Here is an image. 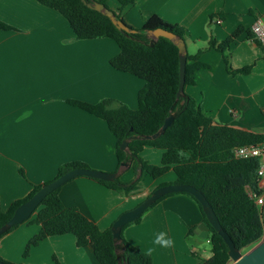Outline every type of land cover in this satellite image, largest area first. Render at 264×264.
I'll return each mask as SVG.
<instances>
[{"label": "crops", "instance_id": "crops-1", "mask_svg": "<svg viewBox=\"0 0 264 264\" xmlns=\"http://www.w3.org/2000/svg\"><path fill=\"white\" fill-rule=\"evenodd\" d=\"M105 4L133 27H141L154 14L183 26L188 55L204 49L195 82L184 91L214 121L254 131L233 122L231 115L241 112L240 117L250 122L264 114V75L257 74L258 69L264 73V50L251 31L256 19L264 21V0H136L123 9L120 0H105ZM0 20L12 27L0 29V208L7 211L35 184L52 181L60 166L72 161L119 171L123 183L137 177L132 164L119 166L117 138L106 121L69 102L112 98L138 106V92L145 82L111 65L120 52L118 44L105 37L78 39L64 15L38 0H0ZM239 27L243 31L225 53L207 48L212 39L221 42ZM255 59L252 73L236 71ZM150 148H144L143 157L159 164L161 150H155L153 157ZM153 179L158 180L149 188L125 194L78 176L61 186L60 197L66 206L77 207L106 229L154 189L174 183L176 175L169 171ZM35 215L0 237V258L14 264H100L92 247H78L70 233L45 238L25 256L26 245L40 230L32 221ZM203 221L198 202L175 192L124 227L122 237L145 252L153 248L152 264H196L212 255L211 248L201 254L194 245L201 237L194 229ZM161 231L174 241L172 247L153 244L154 234Z\"/></svg>", "mask_w": 264, "mask_h": 264}, {"label": "trees", "instance_id": "trees-1", "mask_svg": "<svg viewBox=\"0 0 264 264\" xmlns=\"http://www.w3.org/2000/svg\"><path fill=\"white\" fill-rule=\"evenodd\" d=\"M38 1L64 15L78 39L105 37L114 40L120 52L110 60L111 65L145 82L138 92L136 108L112 98H104L96 103L69 100L71 104L106 121L117 138L119 166L129 161L132 164L131 168L137 173L138 166L141 165V174L145 173L151 178H159L173 171L176 175L174 183L190 184L202 191L236 247L243 249L261 240L264 236V213L249 196L250 189L261 192L257 174L259 162L257 159L234 158L233 148L264 141V131L246 130L214 121L203 111L195 98L185 91L177 98L180 83L179 48L173 40L165 36L158 37L154 45H151L150 31L163 28L186 41V29L179 24L169 23L156 14L145 18L141 27H133L116 13L118 19L124 21L131 29H135L134 32L125 33L109 16L88 6V3L94 0ZM100 1L105 3V0ZM135 1L120 0V9L134 4ZM11 28L0 20V29ZM242 31V27L237 28L230 37L221 42L212 39L207 48H216L225 53ZM248 37H252V33L249 32ZM255 41L264 50V47ZM203 50H198L194 55L187 53L185 86L195 82L194 72L202 66L198 59ZM250 70L249 65L236 71L246 73ZM172 113L176 114L175 119L163 133L153 139L144 138L145 135L158 131ZM127 139H130L128 150H123L120 144ZM146 146L162 151L159 164L143 158L142 152ZM78 167L89 168L83 162H68L60 166L56 177ZM20 172L24 175L22 169ZM140 178L141 175L129 186H122L123 182L119 177L112 181L93 179L130 194L139 189ZM48 182L50 181L35 184L29 195L13 201L7 211L0 208V226L10 219L20 204L31 198ZM166 184L170 183H163ZM60 189L61 186L49 193L34 211L36 215L32 221L40 225V230L26 245L24 255L27 256L33 246L49 236L70 233L75 236L78 247H92L94 256L100 264H118L111 227L101 229L77 207L66 206L60 197ZM184 193L191 195L203 211L198 199L190 193ZM141 216L134 221H138ZM204 218L209 226L207 239L211 245L212 255L207 259L199 258L196 264H231L228 245L207 221L205 213ZM18 225L12 226L0 237ZM122 244L125 264L153 263L151 255L123 237Z\"/></svg>", "mask_w": 264, "mask_h": 264}, {"label": "water", "instance_id": "water-1", "mask_svg": "<svg viewBox=\"0 0 264 264\" xmlns=\"http://www.w3.org/2000/svg\"><path fill=\"white\" fill-rule=\"evenodd\" d=\"M88 6L95 8L98 11L106 14L111 18L113 23L123 32L129 33L134 32L135 29H131L124 21L118 19L115 11L110 9L105 3L94 0L91 3H88ZM151 35V45H154L156 39L160 36H165L171 40H173L178 48H179V61H180V83L179 89L177 93V98H180L185 89V76H186V64H187V44L186 41L182 38H178L173 32L168 31L163 28H157L150 31ZM176 114L172 113L166 119L162 127L153 134L145 135L144 138L153 139L158 137L161 133L165 131V129L170 126ZM131 139V138H130ZM130 139L124 140L120 147L123 150H128V144ZM122 165L127 166L128 162H123ZM141 168V165L138 167ZM120 172H106L93 168H85L78 167L71 169L64 174L56 177L52 181L43 185L31 198L27 201L20 204L13 215L8 219L6 223L0 226V235L9 230L12 226L21 224L27 219H29L37 207L40 205L42 200L52 191L62 186L67 181L78 177V176H88L93 178H100L108 181H112L119 176ZM138 177V176H137ZM136 177V178H137ZM132 182L123 183L122 186H129ZM175 192H187L192 194L198 201L201 203L203 211L207 217V221L213 226V228L223 237L226 244L228 245V253L230 259L232 261L231 264H264V240L256 242L250 249L247 251H243L236 247L233 240L229 236V234L225 231L220 220L210 204L209 200L206 196L193 185L190 184H182V183H171L166 185H161L154 189V191L139 205L136 207L123 212L113 223L111 226V230L113 233L114 246L117 253L118 264H125L124 254H123V244H122V229L123 227L136 220V218L140 217L152 204H154L159 198L168 194ZM195 233L200 235L201 237L208 238L209 236V226L206 221L199 223L195 229ZM0 264H11L6 261L0 259Z\"/></svg>", "mask_w": 264, "mask_h": 264}, {"label": "built area", "instance_id": "built-area-1", "mask_svg": "<svg viewBox=\"0 0 264 264\" xmlns=\"http://www.w3.org/2000/svg\"><path fill=\"white\" fill-rule=\"evenodd\" d=\"M251 31L253 38L264 47V21L256 19L252 25ZM233 156L236 159H257L259 162L257 174L259 178V190L261 192L249 190V196L252 197L257 206L264 213V141L242 144L233 148Z\"/></svg>", "mask_w": 264, "mask_h": 264}, {"label": "rangeland", "instance_id": "rangeland-1", "mask_svg": "<svg viewBox=\"0 0 264 264\" xmlns=\"http://www.w3.org/2000/svg\"><path fill=\"white\" fill-rule=\"evenodd\" d=\"M257 61H258V59H255L252 63H250V66L252 65V69H251L252 71L246 72L245 74H248L250 72L251 73L253 72V70H254L253 68H254V66H255V64H256ZM240 73H242V72H240ZM257 74L264 75L263 71L260 70V69L257 70ZM240 114H242V113L241 112L240 113L239 112L233 113L231 115V118H232L231 120H233V122L238 123V124H241V125H247V127L253 129L254 131H257V132L264 131V114L263 113L262 114L260 113L259 116H256L255 118H253L252 121H250V122L244 121V117L243 116L240 117ZM155 150L156 149H154V148H153V150L151 149L153 157L156 156V154H154V153L157 150L156 151ZM142 156H143V154H142ZM161 156H162V151H161ZM161 156H160V162H161ZM130 164H131V162L128 161V165L127 166L122 165L121 166V169L128 168L130 166ZM170 173L172 174V172H170ZM140 175H141V178H140V181L138 182L139 189L149 188V186L151 184H153L154 181L158 180V179L151 178L150 176L146 175L145 173L141 174V168L136 173V176H140ZM135 179H136V177L133 178L132 180H130L129 182H132ZM191 239H193L192 235H191ZM262 239L264 240V236H263ZM194 245L198 248V250L201 252V254H204V250L210 251V248H211V245L207 241V238H204V237H196V240L194 241ZM253 245L243 248V251H247Z\"/></svg>", "mask_w": 264, "mask_h": 264}, {"label": "clouds", "instance_id": "clouds-1", "mask_svg": "<svg viewBox=\"0 0 264 264\" xmlns=\"http://www.w3.org/2000/svg\"><path fill=\"white\" fill-rule=\"evenodd\" d=\"M153 244L162 248H170L173 246L174 241L168 236L167 232L161 231L154 234ZM146 251L150 255L154 249L148 248Z\"/></svg>", "mask_w": 264, "mask_h": 264}]
</instances>
